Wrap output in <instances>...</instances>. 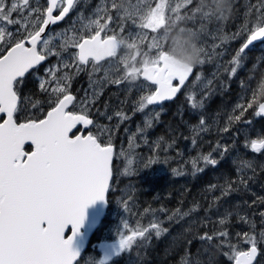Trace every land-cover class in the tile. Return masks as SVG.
<instances>
[{
	"label": "trees",
	"instance_id": "1",
	"mask_svg": "<svg viewBox=\"0 0 264 264\" xmlns=\"http://www.w3.org/2000/svg\"><path fill=\"white\" fill-rule=\"evenodd\" d=\"M94 1L83 7L89 19L94 18V13L88 12ZM196 3L193 0L180 10L184 19L176 24L198 36L204 49L203 63L193 67L190 81L174 101L146 111L142 120H136L139 116L134 114L123 122L104 120L111 105L104 97L81 109L95 123L108 127L106 137L96 135L99 142H110L116 154L120 147L126 149L121 168L114 158L107 211L85 252L91 264L99 255L96 245L113 242L120 230L131 235L135 230L149 229L145 237H137L129 249L105 264H232L229 245L238 250L251 246L244 242L245 233L255 237L260 250L264 246V157L262 151L251 149L252 140L264 139V118L257 115L264 99L257 96L253 102L252 97V89L264 71V39L246 49L239 65L232 64L235 52L250 35L245 29L256 24L264 0H232V13L226 22L195 13ZM167 16L171 24L175 15ZM232 67L237 68L235 74ZM83 70L74 66L67 71L71 80L68 91L76 100L86 82ZM41 74L31 79V87L20 91L17 122L43 118L50 110L49 95L40 90ZM242 82L249 83L251 91L245 93ZM37 101L40 103L34 108ZM241 104L246 110L240 120H235ZM134 130L135 135L130 136ZM209 154L217 161L215 165L203 160ZM121 187L128 189L127 198L122 197L117 210ZM152 223L162 229L159 236L150 227ZM220 232L228 235L220 237ZM205 233L214 238L202 240ZM85 254L77 264H82Z\"/></svg>",
	"mask_w": 264,
	"mask_h": 264
},
{
	"label": "snow or ice",
	"instance_id": "2",
	"mask_svg": "<svg viewBox=\"0 0 264 264\" xmlns=\"http://www.w3.org/2000/svg\"><path fill=\"white\" fill-rule=\"evenodd\" d=\"M192 3L193 0H183L182 4L177 3L171 7L170 12L175 15L171 24L170 17L165 14L168 7L165 0H160L155 7H149L140 16L139 26L155 34L149 44L154 54L145 53L139 67H128V58H122V63L127 68L125 78L137 80L142 77L154 86V91L149 88L146 94L139 97V110L173 99L193 72L192 67L177 69L168 65L164 47L159 43L161 28L175 25L176 21L184 19L180 10ZM38 5L39 0L36 7H31L30 0H0V22L23 26L22 32L18 29L13 33L0 25V114H6V118L0 117V264H74L79 253L72 247L73 237L83 225L85 209L96 201H105L112 174L111 143L102 144L91 132L85 135L73 131L78 125L87 129L93 124V120L88 118L84 110H69L75 97L68 91V74L57 76L53 69H46L56 86L51 87L49 92L50 81L45 79L40 80L39 86L42 92L49 95L50 110L43 118L28 119L23 123L14 119V114L19 110V88L24 83L26 74L50 55L61 56V52L53 51L52 36L46 37L44 34L47 26L56 24L69 13L74 0H64L59 15H53V10L59 6L58 0H48L46 11L42 13ZM26 11L27 16L24 15ZM194 12L208 19L212 18L209 13L197 7ZM13 14H19L20 18L13 19ZM34 14H37L35 18L30 19ZM93 24L96 28L94 34L87 37L73 36L61 45L62 50H67L69 46L78 49L73 54L77 71H80V65H86L89 61H101L97 55L101 46L105 48L106 58L116 56L117 48L126 44L124 39L116 35H102L107 22L101 23L97 19L90 21L89 26ZM245 30L250 35L235 52L232 64L239 65L246 49L258 39H264V4L256 24ZM127 46L134 48L137 56L140 54L137 43H128ZM200 49L199 63H203L201 57L204 49ZM136 58L133 57V61ZM63 66L69 67L67 63ZM231 71L235 74L237 68L232 67ZM62 81L65 83L62 84ZM177 81L178 86L174 83ZM242 87L245 93L251 91L249 83L242 82ZM252 97L255 102L257 96L252 94ZM39 103L37 101L33 107H37ZM193 107H196L195 103ZM237 107L241 111L234 118L240 120L246 109L242 104ZM247 107L251 108L252 103ZM260 114H264V103L258 105L257 115ZM116 115L121 119L127 118L119 112ZM204 123L203 120L200 121L201 126ZM29 142L32 150L26 151L25 145ZM251 149L254 152L264 149V139L252 140ZM203 160L212 165L217 163L210 158V154L203 156ZM261 215L264 216V213ZM220 223L223 224L224 221L221 220ZM69 226L71 233L66 235ZM150 227L156 229L157 236L160 235L162 229L157 223H152ZM148 231V228H144L133 231L131 235L120 234L112 254L119 256L124 253L137 237H145ZM218 235L225 237L228 233L220 232ZM261 236L264 237V233ZM213 238L207 233L201 237L202 240L209 241ZM244 238L245 243L251 244L247 251L229 245L232 248L229 259L234 264H253L257 256L255 237L245 233ZM108 258L106 255L99 264H105Z\"/></svg>",
	"mask_w": 264,
	"mask_h": 264
},
{
	"label": "rangeland",
	"instance_id": "3",
	"mask_svg": "<svg viewBox=\"0 0 264 264\" xmlns=\"http://www.w3.org/2000/svg\"><path fill=\"white\" fill-rule=\"evenodd\" d=\"M160 0H95V3H98L101 8H97L94 18L89 19L84 15V11L76 12L72 21L73 24H69L63 28L62 33L54 32L52 36V48L53 51L61 52V56L50 55L47 59V65L43 67L42 74L40 75V79H45L50 81L49 87H55V82L50 73L46 72V69H53L56 71L58 76H63L67 74L68 70H73V67L77 69V64L73 61L74 48L69 46L67 50H62L61 45L66 42L68 38L73 36L75 37H86L88 33H95V25H91L90 21L99 19L101 23L107 22V27L103 32L104 36L107 35H116L121 39L126 41V45L128 43L135 42L138 45L140 50V54L137 56L136 66L139 67L142 63V60L145 58V53L148 55H153L154 50L149 48V44L151 43L152 36L155 35L151 33L148 29H142L140 25V16L146 12L149 7H155L156 3H159ZM168 4V7L165 9V14L167 16L170 12V8L174 7L177 3H183V0H165ZM116 4V7L111 6L113 11H110L107 5ZM83 6V4H82ZM112 13V14H111ZM111 16V20L109 17ZM114 16L116 19L114 20ZM113 17V18H112ZM114 23L115 25H111ZM91 34V35H92ZM130 51L125 46H121L117 52V55L112 58L110 61L105 62L100 67L88 66L83 67L86 70L87 76L84 78L85 85L84 89L81 90L80 98L77 100L76 104H74V112L77 110H81L85 108L88 104H93L94 98H98L105 92V97L111 101L110 109L108 114L106 115L105 121H116L123 122L124 120H128L134 118V114H138V118L136 120H142L146 117V111H154L157 109L153 106H147L144 110H139V97L146 94L149 91V88L152 90L151 85L147 84L140 77L137 80H132L130 77H126L127 68L124 63H122V58ZM66 54L67 59L62 56ZM67 63L69 67L65 68L63 65ZM81 65L79 66L81 70ZM128 67H130L128 65ZM59 70H64L60 71ZM92 75V78H91ZM42 76V77H41ZM67 81L69 85H71ZM116 81H120V83H116ZM65 83L64 81L61 82ZM70 88V86H69ZM68 88V90H69ZM108 88V90H106ZM122 113L126 119H121L117 116V113ZM146 125V124H142ZM108 127L102 123H95L92 132L99 137H106ZM137 130V129H136ZM135 135V130L130 136ZM107 142V140H104ZM125 148L120 147L118 149L117 154L115 153L114 158L117 159V166L122 167V160L124 159ZM261 155L264 157V149H261ZM121 191L119 200L115 202L116 209L118 210L120 204L123 202L122 197L127 198L126 192L128 189H119ZM132 233V232H131ZM120 234H123V231L120 230ZM119 235L114 239L112 243L117 245V240L119 239ZM246 249V248H245ZM115 258V257H114ZM100 254L98 255L97 261L95 264H99ZM82 264H91L90 255L85 254ZM256 264H264V246L261 249L260 256L257 260Z\"/></svg>",
	"mask_w": 264,
	"mask_h": 264
},
{
	"label": "clouds",
	"instance_id": "4",
	"mask_svg": "<svg viewBox=\"0 0 264 264\" xmlns=\"http://www.w3.org/2000/svg\"><path fill=\"white\" fill-rule=\"evenodd\" d=\"M196 7L207 12L217 21L226 22L232 13V0H197ZM198 36L190 29L184 28L177 24L162 27L160 30L159 43L164 47L165 61L168 65L177 69H187L194 67L199 63L201 49L198 42ZM130 49L124 56L128 58L130 67H137L136 50L123 45ZM118 48L116 50L117 54ZM143 62V60H142ZM264 71L260 73L257 86L252 89V94L264 99Z\"/></svg>",
	"mask_w": 264,
	"mask_h": 264
},
{
	"label": "water",
	"instance_id": "5",
	"mask_svg": "<svg viewBox=\"0 0 264 264\" xmlns=\"http://www.w3.org/2000/svg\"><path fill=\"white\" fill-rule=\"evenodd\" d=\"M75 1L76 0H74V2ZM54 11H55V9L53 10V13H54ZM70 11H71V9H70ZM70 11H69V13H70ZM69 13H67L65 15V17L62 20L58 21L57 23L62 22L64 19H66V17L69 15ZM52 26L53 25L47 26L46 33L48 32V30ZM46 33L44 35H46ZM260 40L261 39H258L257 41L253 42L249 47H251L252 45H254L256 42H258ZM77 52H78V49H77ZM97 55L101 58V61H99V62L93 61L94 63H101V62L106 61V60H108L110 58V57H106L105 58V48L103 46H101L98 49ZM43 63H45V61L44 62H41L40 65H42ZM40 65H38V66H40ZM38 66H36V68ZM193 72H194V68H193ZM193 72L189 75V78L186 80L185 84L190 80V78L193 75ZM148 83L150 84V82H148ZM177 86H178V81H177ZM180 87L182 89L184 87V85L183 86H180ZM179 92L176 94V96L173 99L160 102L159 104H155L154 106H159V105H161L164 102L173 101L178 96ZM261 103H264V101H262ZM71 106L72 105L69 106V109L71 108ZM257 111H258V109H257ZM3 115L6 118V114H3ZM260 116H262L264 118V114H260ZM78 127H80L81 131L79 133H77V134H81V133L83 134L84 131H88L90 129L91 125H89L87 129H85L83 125H78L77 128ZM73 131L75 132L76 129H74ZM88 133L89 132H87L85 135H87ZM70 135H71V133H70ZM25 146H29L31 148V150H32V146H31L30 142L27 143ZM112 147H113V160H114L115 148H114V146H112ZM113 160H112V163L110 165V167H111V173H112ZM111 177H112V174H111V176L109 178V185H110ZM108 189H109V187H108ZM108 189H107V191L105 193V201H103V202L96 201L94 204L88 206L85 209V219H84L83 225L79 229L78 234L73 237L72 247L75 250H77L78 253H79V257H77L76 261H74V264H76L79 261V259L83 255V253L87 250V248L89 246L90 239H91L93 233L98 228V226L100 225L101 221L104 218V215H105L106 210H107V193H108ZM70 233H71V226L68 227V229L66 231V235L67 234H70ZM115 247H116V244H113V243H108V244L99 243L97 245V250L101 252V259L104 258L107 255L109 258L105 262H108L109 260H111L115 256V255L112 254L113 253V249ZM258 255H259V250L257 248V256L254 259L253 264H255V262H256V260L258 258ZM233 264H234V261H233Z\"/></svg>",
	"mask_w": 264,
	"mask_h": 264
},
{
	"label": "flooded vegetation",
	"instance_id": "6",
	"mask_svg": "<svg viewBox=\"0 0 264 264\" xmlns=\"http://www.w3.org/2000/svg\"><path fill=\"white\" fill-rule=\"evenodd\" d=\"M90 0H76L75 2H74V6H73V8L71 9V11H70V14L68 15V17L65 19V20H63L62 22H59V23H56L55 25H53L49 30H48V32L46 33V37L47 36H51L54 32H58V33H62V31H63V28L65 27V26H68L69 24H73V21H72V19H73V17H74V15L76 14V12L78 11V12H82V10H83V7H84V4L85 3H88ZM30 2H31V7H36L37 6V0H30ZM82 4H83V6H82ZM47 5H48V0H39V7H40V9H41V13L42 12H44V11H46V8H47ZM58 7L57 8H55V11H54V13H53V15H59V11L61 10V8L64 6V0H59L58 1ZM112 5H107V7H108V9L111 7ZM97 8H101V6H99V4L98 3H95V1H94V3H93V5L89 8V10H88V12L91 10L93 13H94V15H95V12H96V10H97ZM110 11H113V8H110L109 9ZM24 15L25 16H27V11L24 13ZM35 15H37V14H34L33 15V17H31L30 19H34L35 18ZM17 18H20L19 17V14H13V19H17ZM0 25H2V26H5L7 29H8V31H11V32H13V33H16L17 32V30L19 29L21 32L23 31V26L21 25V24H13V25H7V23L6 22H0ZM93 33V32H92ZM92 33H88L87 34V36H90ZM102 35H103V33H102ZM86 36V37H87ZM104 36V35H103ZM120 48V47H119ZM119 50V49H118ZM118 52V51H117ZM63 58H66L67 59V55L66 54H64L63 56H62ZM115 57V56H114ZM114 57H110L108 60H106V61H104V62H102V63H100V64H96V63H94L93 61H89V63L88 64H86V65H82L83 67H88V66H95V65H97V66H101V65H103L105 62H108V61H110L112 58H114ZM49 60L48 59H46V61H45V64L48 62ZM45 64L44 65H40V66H38L37 68H35V69H32V70H30V73L29 74H26V77H25V79H24V83L20 86V88H19V96H20V91L21 90H26L27 89V87H31V85H32V81H31V79L33 78V77H36L37 76V74L38 73H41V71H42V69H43V66H45ZM85 69V68H84ZM84 73H86V70H83L82 72H81V74H84ZM87 76V73H86V75H85V77ZM91 78H92V75H91ZM142 80H143V78L142 77H140ZM190 81V80H189ZM176 85H177V82H174ZM106 90H108V88L106 89ZM152 90L154 91V86L152 87ZM183 90V89H182ZM181 90V91H182ZM72 94V93H71ZM72 95H74V94H72ZM178 96H179V94H178ZM177 96V97H178ZM105 98L106 100H108L106 97H105V92L104 93H102V95L100 96V97H98V98H94V103L93 104H95V103H97V102H99V100L101 99V98ZM176 97V98H177ZM175 98V99H176ZM174 99V100H175ZM173 100V101H174ZM76 102H77V100L75 99V103L74 104H76ZM172 102V101H171ZM165 103V102H164ZM164 103H162L161 105H163ZM19 104H20V101H19ZM90 105H92V104H88L87 106H90ZM160 105V106H161ZM18 107H19V105H18ZM93 115V117L94 118H96V115L95 114H92ZM0 117H2V118H5V116L3 115V114H0ZM88 118H90V119H92L93 120V123L95 124V121H94V119L92 118V117H90V116H88ZM14 119L17 121L19 118H18V115H17V112L14 114ZM0 122H2V119H0ZM18 123H21V122H18ZM93 128V127H92ZM92 128L90 129V132L91 133H93L91 130H92ZM81 131V129H80V127H78L77 129H76V131H75V133L77 134V133H79ZM89 132V131H88ZM87 133V131H84L83 132V134H86ZM29 149L27 150V151H30L31 150V148L30 147H28Z\"/></svg>",
	"mask_w": 264,
	"mask_h": 264
},
{
	"label": "bare ground",
	"instance_id": "7",
	"mask_svg": "<svg viewBox=\"0 0 264 264\" xmlns=\"http://www.w3.org/2000/svg\"><path fill=\"white\" fill-rule=\"evenodd\" d=\"M208 145V144H207ZM230 162H232V161H230ZM230 166V165H229ZM232 166V165H231ZM235 166V165H234ZM236 167V166H235ZM227 169V168H226ZM225 169V170H226ZM229 169V168H228ZM233 172V171H232ZM237 174V173H236ZM236 176V175H235ZM233 177V176H232ZM256 196V195H255ZM235 199V198H234ZM257 200V199H256ZM176 207V206H175ZM245 208V207H244ZM243 208V209H244ZM197 211V210H196ZM199 214V213H198ZM202 214V213H201ZM199 216V215H198ZM200 217V216H199ZM204 219V218H203ZM201 220V219H200ZM201 222V221H200ZM196 226V225H195ZM240 226V225H239ZM198 227V226H197ZM238 227V226H237ZM241 227V226H240ZM236 228V227H235ZM248 228V227H247ZM238 229V228H237ZM239 230V229H238ZM198 234V233H197ZM179 235V234H178ZM181 237H182V235H181ZM184 238V237H183ZM177 239V238H176ZM179 239V238H178ZM175 240V239H174ZM182 241H184V240H182ZM181 241V242H182ZM198 241V240H197ZM177 242V240L175 241V243ZM180 242V243H181ZM209 242V241H208ZM184 243H185V241H184ZM211 243V242H210ZM210 243H208L209 245H211ZM177 244H178V242H177ZM186 244V243H185ZM175 246H176V244H174ZM179 245V244H178ZM180 246V245H179ZM179 246H177V247H179ZM182 247V246H181ZM186 247V246H185ZM214 247V246H213ZM216 247V246H215ZM215 247H214V249H215ZM180 248V247H179ZM182 249V248H181ZM195 249V248H194ZM212 249V248H211ZM174 250V249H173ZM182 250H185V249H182ZM176 251V250H175ZM187 251V250H186ZM197 251H198V249H197ZM215 251V250H214ZM216 251H219V249L218 250H216ZM194 252H196V251H194ZM183 253V252H182ZM199 254V253H198ZM197 256V255H196ZM175 258H176V256H175ZM179 260V259H178ZM181 260V259H180ZM223 260V259H222ZM220 261V260H219ZM199 263V262H198ZM178 264V263H177ZM182 264V263H181ZM201 264V263H200Z\"/></svg>",
	"mask_w": 264,
	"mask_h": 264
}]
</instances>
